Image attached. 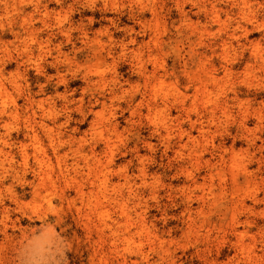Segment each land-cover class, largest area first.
Listing matches in <instances>:
<instances>
[{
    "label": "bare ground",
    "instance_id": "obj_1",
    "mask_svg": "<svg viewBox=\"0 0 264 264\" xmlns=\"http://www.w3.org/2000/svg\"><path fill=\"white\" fill-rule=\"evenodd\" d=\"M53 1L63 6L62 0H0V264H20L23 261L21 250L35 237V231L31 227L22 226L27 214L30 222L34 217L44 219L42 230L50 227L45 216L47 214L40 213V208L45 204L46 211L50 209L57 183L64 181L67 187L70 186L80 195L81 200L88 194L89 198L98 194V159L89 166L82 163V158L87 150L93 154L97 152L98 118L102 117L105 110H110L109 118L103 124L107 135L106 142L118 133V118L125 119L126 124L135 117L148 118L153 128L151 136L144 139L146 149H153L152 140L164 141L166 153H173L177 159L174 168L187 173L185 165L193 161L205 162L207 170L203 183L194 181L195 187L204 186L207 180L212 182L213 171H216V176H221L224 168L229 167L235 171L232 181L233 200L230 203L235 209L250 210L246 205V197L238 194V177L242 176L249 184L264 190V100L258 103V93L250 90L234 91L232 97L222 98L226 82L235 75L238 64L235 66L233 62L220 61L217 65L214 59L226 54L236 42L241 49L248 52V56L242 55L244 67L241 74L253 78L254 81L264 77V50L260 48V43L250 42L249 47H246L245 43L241 44L242 35H239L240 32L247 36L252 33L243 26L244 22L251 24L253 30L264 31V4L252 9L250 0H190L196 9V23L187 17L182 6L179 7L185 29H191L203 22H215L220 24L221 28L218 31L219 39L210 46L209 54L194 51L187 60L191 66L203 68V78L196 79L191 67H188L189 63L181 62L180 80L185 85L186 94L182 96L180 106H176V102H169V94L163 92V78L170 75L166 70L160 73L159 70L148 69L143 47L138 43V36L133 29L115 43L113 35L105 29L94 32L91 26L73 23L67 29L64 26L65 20L60 19L56 20L54 26L52 18L56 9L50 8ZM72 2L73 4L68 6L70 10L74 3L85 2L88 5L92 0ZM146 8L148 7L144 5L141 11ZM222 16H225V22ZM139 20L140 27L145 28L147 22L144 15H141ZM72 27L78 29L77 39L81 45L78 51L85 50L86 55L84 61L78 63L79 68L86 71L93 62H98V33L102 34L105 30V33L110 35L111 42L105 56L112 57L117 47L120 52L128 51L136 59L134 73L138 80H144V91H139V85H135L131 77L122 81L113 75L107 77L96 72L94 76L85 72L82 96L76 99L70 94L66 76L60 72L61 67L65 68L69 61L63 52L65 41H57V37L62 40L65 38L68 43ZM6 38L10 39L5 40ZM99 59H105L102 53ZM13 62L17 64L16 71L6 75L4 70ZM30 69L41 76H46L48 71L55 72L46 78L45 83L57 80L53 96L45 97V84H39V91L29 88L26 76ZM175 70L176 68L172 67L171 75L178 80ZM23 80L26 82L25 88ZM105 85L109 86L108 91L102 88ZM254 86L252 83L248 88ZM61 87L64 88L63 92H59ZM136 88L137 91L133 92ZM214 90L215 97L208 100L201 110L193 107L196 94L201 92L210 96ZM93 91L97 93L96 102L101 107L99 111L94 112V119L89 123L93 135L88 138L86 133H80L79 128L69 132V124L74 120L72 107H75V112L83 118L81 122L85 121L84 93ZM190 91L193 95L188 94ZM249 95L254 98H243ZM245 102L258 106L252 114L255 120L253 130L246 127L247 114L235 124V130L230 129L227 120L231 111L241 108ZM173 110L176 112L175 118L172 116ZM125 114H128V117H125ZM174 119L178 122L175 129ZM218 132L221 136L233 135L232 143L228 146L225 139H222L215 145L212 135ZM135 150L136 148L133 149ZM135 153L141 164L138 170L142 184L148 185L143 166L144 157L140 156L138 151ZM205 155L210 159L205 160ZM255 164L257 167L252 171L250 168ZM108 172L111 173V170ZM107 183L105 179L100 187L106 188ZM189 187L190 185H184L181 190ZM219 187L222 192L226 190L221 184ZM211 192L210 187L209 194ZM250 197L254 204L260 201L258 192L248 198ZM60 198L82 213L84 206L77 207L70 195L62 194ZM112 201L116 203L118 199ZM261 201H264V195ZM86 209L82 217L86 223H92L98 213L90 207ZM234 220L239 222L237 218Z\"/></svg>",
    "mask_w": 264,
    "mask_h": 264
},
{
    "label": "rangeland",
    "instance_id": "obj_2",
    "mask_svg": "<svg viewBox=\"0 0 264 264\" xmlns=\"http://www.w3.org/2000/svg\"><path fill=\"white\" fill-rule=\"evenodd\" d=\"M250 2L252 9L264 4V0ZM62 3L63 6H60L53 1V5H50V8L56 9L52 18L54 26L56 20L60 19L65 20L64 26L67 29L71 23L91 26L94 32L105 29L113 35L115 43L126 37L133 29L138 36V43L143 47L148 69H156L160 73L166 70L170 75L163 78L165 82L163 92L169 94V102H176V106H180L182 96L186 94L185 85L180 80L181 62L190 59L194 51L209 54L210 46L212 47L219 39L218 31L221 25L215 22H203L191 29H185L179 7L182 6L187 17L194 23L197 22L196 9L190 0H92L88 5L85 2L74 3L72 10L68 8L73 4L72 0H62ZM144 5L148 8L142 12L141 8ZM141 15H144L147 22L143 29L139 24ZM222 20L226 21L225 16H222ZM243 26L252 33L247 36L240 32L241 44L245 43L246 47H249L250 42L254 44L259 42L260 48L264 50V31L253 30L251 24L247 22H244ZM77 30L74 27L70 29L68 43L65 38L62 40L61 37H57V41H65L63 52L69 61L65 68L61 67L60 72L66 76L70 94L76 99L82 96L85 72L94 76L96 72L107 77L113 75L122 81L131 77V81L139 85V91H144V80H138L134 73L136 59L128 51L120 52L117 47L112 57L105 56L111 43L110 35L108 32L106 34L105 30L102 34L98 33V62H93L86 71L79 68L78 63L83 62L86 55L85 50L78 51L81 45L77 39ZM8 39L10 38L5 40ZM100 53L104 60L99 59ZM243 54L248 56V52L234 42L226 54L214 59L217 65L220 61L233 62L235 66L238 64L235 75L226 82L222 98L232 97L234 91L250 90L258 93L256 100L259 103L264 100V77L254 81L253 78L241 74L244 67ZM16 66L15 62L8 64L4 73L7 75L15 72ZM172 67L176 68L178 80L171 75ZM188 67H191L196 79L203 78L201 66H191L189 63ZM53 74L54 71H48L46 76L36 75L35 71L30 69L26 81L30 89L39 91V84L44 85L46 78ZM56 81L53 79L45 84V97L55 94ZM252 83L255 86L248 88ZM22 84L25 88L24 80ZM102 88L108 91L109 86L105 85ZM63 90L61 87L59 92ZM136 91L137 88L133 92ZM214 93L210 96L201 92L196 94L193 107L201 110L208 100L215 97V90ZM188 94L193 95V92L190 91ZM96 96L95 91L84 93L83 110L86 119L83 122H81L83 118L78 116L77 111L75 112V107H72V117L77 121L70 122L69 132L79 128L80 133H86L87 137L91 138L93 132L89 123L94 119V112L101 109L96 102ZM243 98L252 100L254 96ZM137 99H140L139 96ZM122 106L125 107L124 104ZM257 107L253 103L245 102L241 108H235L231 111L227 126L235 130V124L247 114L246 127L253 130L255 120L252 114ZM109 113L110 110H105L102 117L98 118L97 152L93 154L87 150L82 158V163L89 166L98 159V194H93L90 198L88 194L81 200L74 189L60 181L54 189L50 209L46 211L45 204L40 208V213L47 214L45 216L50 227L54 228L65 241H69L70 250L67 253L69 264H264V201H261L264 190L261 191L254 184H249L242 176L238 177V194L246 197V205L251 209H235L230 203L234 193L232 189L234 170L224 168L221 176H216V171H213L212 182L207 180L204 186L195 187L194 181L203 183L207 170L205 162L193 161L185 165L187 173L175 169L177 159L173 153H166L164 141L152 140L153 149H146L143 142L151 136L153 125L150 119L145 117H135L129 124L125 123V119L118 118V133L106 142L107 135L103 124L109 118ZM172 116L173 118L176 116L174 110ZM125 117H128V114H125ZM177 125L178 122L174 119V129ZM161 131L164 133V130ZM212 137L215 145L225 139L226 145L229 146L233 139V135L221 136L219 132L214 133ZM135 148V151L144 157L143 166L148 185L142 184L138 170L141 164L135 157L136 153L133 151ZM262 154L264 156V150ZM204 159L208 160L210 157L205 155ZM256 167L255 164L250 169L254 171ZM110 170L111 173L108 172ZM105 179L108 186L100 187ZM220 184L225 187L224 192L220 190ZM184 185L190 187L181 190ZM210 187L212 192L209 194ZM257 192L261 202L254 204L251 197H248ZM62 194L70 195L77 207L83 205L82 213L63 201L60 198ZM116 198L118 202L115 203L112 200L116 201ZM86 207L98 213L95 214L92 223H86L82 217L87 210ZM28 216L29 214L24 217L22 226L31 227L35 231V237L40 236L44 232L42 230L44 219L34 217L30 222ZM235 218L239 220L238 223L235 222ZM20 264L24 262L21 261Z\"/></svg>",
    "mask_w": 264,
    "mask_h": 264
},
{
    "label": "clouds",
    "instance_id": "obj_3",
    "mask_svg": "<svg viewBox=\"0 0 264 264\" xmlns=\"http://www.w3.org/2000/svg\"><path fill=\"white\" fill-rule=\"evenodd\" d=\"M69 250V241H65L54 228L49 227L40 236L30 240L20 254L24 264H69Z\"/></svg>",
    "mask_w": 264,
    "mask_h": 264
}]
</instances>
